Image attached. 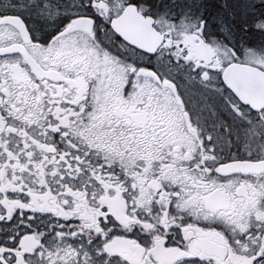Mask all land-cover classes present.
Returning <instances> with one entry per match:
<instances>
[{"label": "snow or ice", "instance_id": "snow-or-ice-1", "mask_svg": "<svg viewBox=\"0 0 264 264\" xmlns=\"http://www.w3.org/2000/svg\"><path fill=\"white\" fill-rule=\"evenodd\" d=\"M0 264H264V0H0Z\"/></svg>", "mask_w": 264, "mask_h": 264}]
</instances>
